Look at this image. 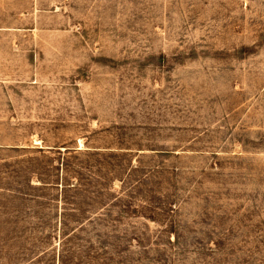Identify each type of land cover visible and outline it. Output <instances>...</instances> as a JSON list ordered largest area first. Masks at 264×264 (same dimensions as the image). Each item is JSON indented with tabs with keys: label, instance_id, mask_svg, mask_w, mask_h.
Returning a JSON list of instances; mask_svg holds the SVG:
<instances>
[{
	"label": "rangeland",
	"instance_id": "rangeland-1",
	"mask_svg": "<svg viewBox=\"0 0 264 264\" xmlns=\"http://www.w3.org/2000/svg\"><path fill=\"white\" fill-rule=\"evenodd\" d=\"M0 264H264V0H0Z\"/></svg>",
	"mask_w": 264,
	"mask_h": 264
}]
</instances>
